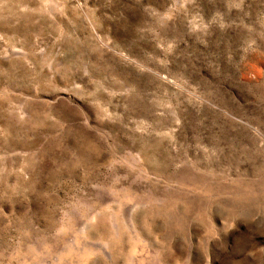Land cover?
I'll return each mask as SVG.
<instances>
[{
    "label": "rangeland",
    "instance_id": "1",
    "mask_svg": "<svg viewBox=\"0 0 264 264\" xmlns=\"http://www.w3.org/2000/svg\"><path fill=\"white\" fill-rule=\"evenodd\" d=\"M0 264H264V0H0Z\"/></svg>",
    "mask_w": 264,
    "mask_h": 264
}]
</instances>
